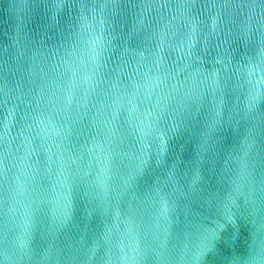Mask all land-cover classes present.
<instances>
[{"label": "water", "instance_id": "obj_1", "mask_svg": "<svg viewBox=\"0 0 264 264\" xmlns=\"http://www.w3.org/2000/svg\"><path fill=\"white\" fill-rule=\"evenodd\" d=\"M0 264H264V0H0Z\"/></svg>", "mask_w": 264, "mask_h": 264}]
</instances>
